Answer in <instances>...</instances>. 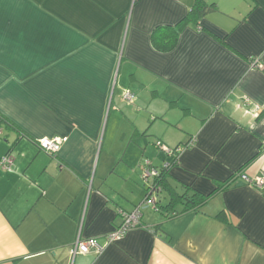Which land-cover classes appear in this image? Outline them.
Here are the masks:
<instances>
[{"label": "crops", "instance_id": "crops-1", "mask_svg": "<svg viewBox=\"0 0 264 264\" xmlns=\"http://www.w3.org/2000/svg\"><path fill=\"white\" fill-rule=\"evenodd\" d=\"M193 1L0 0V264H264V189L239 176L264 174V0H205L156 50L153 28ZM56 136L54 154L35 143ZM157 140L188 142L167 178L209 195L199 208L142 203L143 167L169 159ZM138 205L139 224L106 241ZM77 236L102 250L71 260Z\"/></svg>", "mask_w": 264, "mask_h": 264}, {"label": "trees", "instance_id": "trees-1", "mask_svg": "<svg viewBox=\"0 0 264 264\" xmlns=\"http://www.w3.org/2000/svg\"><path fill=\"white\" fill-rule=\"evenodd\" d=\"M213 3H207L205 0H194L188 12L175 24H161L153 28L150 40L152 46L158 51H169L177 43L179 33L181 30L188 24H198L200 19L205 16V14L212 8ZM0 121H7L4 117L0 115ZM13 126V125H12ZM37 142V141H36ZM35 142V143H36ZM186 143H179L172 147V150H176L177 147L183 145L186 146ZM178 154H171L169 156L168 164L163 165V162L158 169V173L153 176L151 183L147 184L146 189L155 190L156 197V210L165 211L168 214L175 215L179 211L184 212L187 210L199 208L209 195H203L198 191L192 190V192L184 191L183 193H178L168 182L167 176L169 175V170L172 166L178 163ZM166 192L169 196L166 203H162L161 194ZM181 204L182 207L180 210H177L178 205ZM218 217L224 219V213H218Z\"/></svg>", "mask_w": 264, "mask_h": 264}, {"label": "built area", "instance_id": "built-area-1", "mask_svg": "<svg viewBox=\"0 0 264 264\" xmlns=\"http://www.w3.org/2000/svg\"><path fill=\"white\" fill-rule=\"evenodd\" d=\"M122 98L127 103H131L134 100V95L132 92L126 89L122 93ZM65 140H66V137L64 136L63 137H58V136L43 137L37 140L36 144L38 148L45 151L46 153L54 154L60 149L61 144ZM155 145L157 147H162L165 150L166 154H168V156H170L173 153L175 154L180 153L182 148L184 147L183 145H181L177 147L176 150L173 151L171 147L165 145L160 140H157L155 142ZM11 163H12V157L9 154L0 157V167L2 169H9ZM167 164H168V161L166 160L163 163V165L166 166ZM157 173H158V170L155 168L143 167V175L147 177V179L148 177L153 178V176H155ZM239 176L243 181H246L252 184L258 189H264V174L255 175L253 177H248L247 175L240 173ZM154 193H155V190H152L151 188L147 190V194L145 198L143 199L142 203L145 205L146 204L150 205L153 209L156 210V204H155L156 197ZM140 211H141L140 205L135 206L131 211H121V223L111 233H109L106 236V241H112V240L118 239L124 234V232L128 228L138 225L140 222ZM102 248H103V245L100 244L95 238L82 239L79 236H77L73 244L70 246L69 254L72 260L76 254H84L90 251L98 253L102 250Z\"/></svg>", "mask_w": 264, "mask_h": 264}, {"label": "rangeland", "instance_id": "rangeland-1", "mask_svg": "<svg viewBox=\"0 0 264 264\" xmlns=\"http://www.w3.org/2000/svg\"><path fill=\"white\" fill-rule=\"evenodd\" d=\"M157 126H155L157 128L158 131L160 132H164L165 130L169 131L172 135H175V133H177V130L173 129V128H169L167 127V125L165 124H156ZM151 149L153 151V157L154 156H159L158 153H161L162 156H160V158L162 157H166L168 158V154H166L165 150L162 147H157L154 144L151 145ZM161 160V159H160ZM159 160V161H160ZM161 162V161H160Z\"/></svg>", "mask_w": 264, "mask_h": 264}]
</instances>
